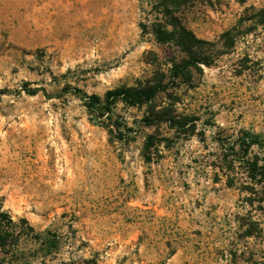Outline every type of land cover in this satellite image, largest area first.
I'll list each match as a JSON object with an SVG mask.
<instances>
[{
    "label": "rangeland",
    "instance_id": "374dc122",
    "mask_svg": "<svg viewBox=\"0 0 264 264\" xmlns=\"http://www.w3.org/2000/svg\"><path fill=\"white\" fill-rule=\"evenodd\" d=\"M155 1L0 0V88L12 90L0 94V206L64 239L46 256L41 239L16 234L0 264H264V233L241 226L252 193L212 164L218 139L264 134V26L251 19L264 0L182 8L209 63L186 82L173 68L187 53L143 26ZM25 82L47 94H28ZM159 82L165 90L148 102L117 100L112 119L75 94ZM169 116L195 119L192 132ZM148 135L158 139L150 163Z\"/></svg>",
    "mask_w": 264,
    "mask_h": 264
},
{
    "label": "trees",
    "instance_id": "16d2710c",
    "mask_svg": "<svg viewBox=\"0 0 264 264\" xmlns=\"http://www.w3.org/2000/svg\"><path fill=\"white\" fill-rule=\"evenodd\" d=\"M194 0H156L157 15L148 24H143L144 28H149L160 43H172L177 48L186 52L188 58L174 66V77L181 78L185 82L189 78V69L198 67L200 63H208L204 59H199V48L202 42L195 33L189 29L180 15L183 7ZM251 19L256 24L264 26V8ZM30 83L25 82L22 86L28 94L36 95L39 87H30ZM166 84L161 82L146 86L132 88H117L106 92L105 96L98 94H88L82 89H75V94L83 101L88 111L94 114H101L112 119L115 116L114 108L117 100H122L130 105H138L154 99L161 91H164ZM12 92L9 88H0V94ZM152 119H142L146 125L151 124ZM195 119L186 116L178 119L169 116L166 121L172 127L182 132H189L188 124ZM119 122L118 118L116 119ZM194 124V123H193ZM119 125L128 128L132 132L134 129L127 127L125 123ZM192 131H190L191 133ZM157 137L148 135L143 147V156L146 162L154 160V147L157 145ZM220 141V153L212 164L220 168L226 174L227 184L230 187H237L240 190L249 189L252 196L247 198L251 208L247 210L246 216L241 218V226L245 228L246 236H261L264 227L259 219L255 218L253 211H260L264 217V134L249 129H241L238 135L227 134L218 139ZM245 183H248L247 185ZM257 204V205H256ZM248 216V217H247ZM22 226L13 220L12 215L0 206V250L8 254L17 244L12 238L16 234L36 237L42 240L46 256L57 254L64 244L62 235L50 229L41 234L35 233L34 227L27 218L21 219ZM18 239V238H16Z\"/></svg>",
    "mask_w": 264,
    "mask_h": 264
}]
</instances>
